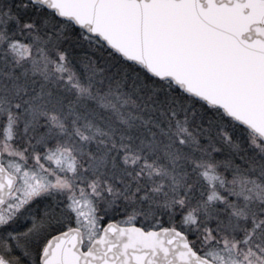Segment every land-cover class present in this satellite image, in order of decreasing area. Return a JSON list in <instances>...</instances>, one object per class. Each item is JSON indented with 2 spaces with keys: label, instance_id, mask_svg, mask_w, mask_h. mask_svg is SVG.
<instances>
[{
  "label": "snow or ice",
  "instance_id": "snow-or-ice-1",
  "mask_svg": "<svg viewBox=\"0 0 264 264\" xmlns=\"http://www.w3.org/2000/svg\"><path fill=\"white\" fill-rule=\"evenodd\" d=\"M0 264H264V0H0Z\"/></svg>",
  "mask_w": 264,
  "mask_h": 264
}]
</instances>
